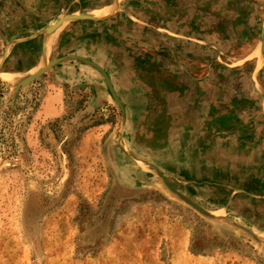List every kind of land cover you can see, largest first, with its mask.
Here are the masks:
<instances>
[{
  "label": "rangeland",
  "instance_id": "1",
  "mask_svg": "<svg viewBox=\"0 0 264 264\" xmlns=\"http://www.w3.org/2000/svg\"><path fill=\"white\" fill-rule=\"evenodd\" d=\"M0 74V264H264V0H0Z\"/></svg>",
  "mask_w": 264,
  "mask_h": 264
},
{
  "label": "water",
  "instance_id": "2",
  "mask_svg": "<svg viewBox=\"0 0 264 264\" xmlns=\"http://www.w3.org/2000/svg\"><path fill=\"white\" fill-rule=\"evenodd\" d=\"M56 62V60H52L50 61L43 69H41L39 72H37L36 74L24 79L23 81H21L19 83L18 86H23V85H26L30 82H32L36 77H38L44 70H46L47 68L51 67L54 63Z\"/></svg>",
  "mask_w": 264,
  "mask_h": 264
},
{
  "label": "bare ground",
  "instance_id": "3",
  "mask_svg": "<svg viewBox=\"0 0 264 264\" xmlns=\"http://www.w3.org/2000/svg\"><path fill=\"white\" fill-rule=\"evenodd\" d=\"M45 65H46V64H44V65H42V66H39V67L35 68L34 70L30 71V72L28 73V75L25 76L23 79H26V78H28V77H30V76L36 74V73L39 72L41 69H43V67H44ZM2 76H3V75L0 74V77H2ZM107 77L109 78V75H108ZM23 79H22V80H23Z\"/></svg>",
  "mask_w": 264,
  "mask_h": 264
}]
</instances>
